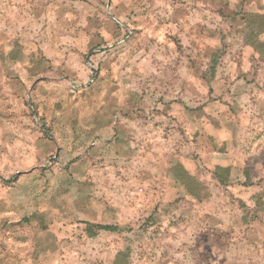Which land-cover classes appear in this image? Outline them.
<instances>
[{
	"label": "rangeland",
	"instance_id": "374dc122",
	"mask_svg": "<svg viewBox=\"0 0 264 264\" xmlns=\"http://www.w3.org/2000/svg\"><path fill=\"white\" fill-rule=\"evenodd\" d=\"M38 223L54 264H264V0H0V264Z\"/></svg>",
	"mask_w": 264,
	"mask_h": 264
},
{
	"label": "crops",
	"instance_id": "0c3cea01",
	"mask_svg": "<svg viewBox=\"0 0 264 264\" xmlns=\"http://www.w3.org/2000/svg\"><path fill=\"white\" fill-rule=\"evenodd\" d=\"M39 63L40 65L38 64L39 66L38 76H40V78H38L37 80V83L39 85H38V90L35 94H33V97L35 99L38 98V92H40V95L42 94L44 98L42 100L40 99L35 107L39 111H45V110L53 109L55 107L62 106L63 103H65V99H61V97H57V99L56 97H52L53 87L52 86H50L49 88L44 87V83L48 81L53 82L55 79H59L60 77H62L61 79L66 78L67 76L65 74L66 71L64 72L62 71L61 72L62 75L60 76V74L57 71H55L54 62H39ZM76 95L77 94H74V97H76ZM244 126L245 125L242 126V124H235L233 117H231L229 111L225 112L224 150H225V161H228L229 164H235L236 162L240 161L239 155H241L242 150L247 145L246 144L247 141L249 143L252 142L251 143L252 146L255 145L256 142L260 141L259 135L256 137V132H255V137L252 138L253 136L249 135L247 132V130L249 131L250 129L245 128ZM67 129H66L67 137H72L71 135H69V131ZM257 145L261 146V144H257ZM206 146L207 144H203L201 147L205 149ZM221 151L218 152L220 153ZM213 153H216L215 147L213 148ZM227 167L230 168L231 170H233L234 168L233 166L230 165H228ZM27 238H29L30 240L29 244L25 247L24 246L19 247L21 248L20 251H18L17 248L15 253L8 252L6 254L5 261L3 264H54L52 251H50L51 248H53L54 236L50 228L44 227L39 223L35 224V226L32 228L30 232V235H28Z\"/></svg>",
	"mask_w": 264,
	"mask_h": 264
},
{
	"label": "trees",
	"instance_id": "16d2710c",
	"mask_svg": "<svg viewBox=\"0 0 264 264\" xmlns=\"http://www.w3.org/2000/svg\"><path fill=\"white\" fill-rule=\"evenodd\" d=\"M225 171H229L228 169L227 170H225ZM217 174V176L218 177H220L219 175H218V173H216ZM90 229V228H89ZM97 230H98V232H99V230L101 231V230H105V231H112V230H115V228H113V227H97ZM92 236H94L95 234H91Z\"/></svg>",
	"mask_w": 264,
	"mask_h": 264
}]
</instances>
